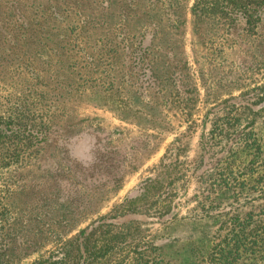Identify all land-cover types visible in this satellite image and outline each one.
I'll return each instance as SVG.
<instances>
[{
  "label": "rangeland",
  "instance_id": "rangeland-1",
  "mask_svg": "<svg viewBox=\"0 0 264 264\" xmlns=\"http://www.w3.org/2000/svg\"><path fill=\"white\" fill-rule=\"evenodd\" d=\"M239 24L0 0V264H53L100 221L140 264H264V21Z\"/></svg>",
  "mask_w": 264,
  "mask_h": 264
},
{
  "label": "trees",
  "instance_id": "trees-1",
  "mask_svg": "<svg viewBox=\"0 0 264 264\" xmlns=\"http://www.w3.org/2000/svg\"><path fill=\"white\" fill-rule=\"evenodd\" d=\"M194 11L201 16H219L231 21L233 25L240 23L239 26L247 33L255 34L259 25L264 21V0H194ZM24 133L22 128L14 130L16 138H20ZM12 157V154L4 157L5 164L15 162L16 160ZM157 186L162 187V184L150 181L146 189L149 191ZM135 203L136 198L126 200L111 218L130 211L136 212L138 207ZM112 225L113 223L107 221L97 222L88 233L82 236L72 250L66 251L53 264H140L142 261L150 262V258H145L144 255H134L131 250L123 247L118 241V236L110 234L109 228Z\"/></svg>",
  "mask_w": 264,
  "mask_h": 264
}]
</instances>
